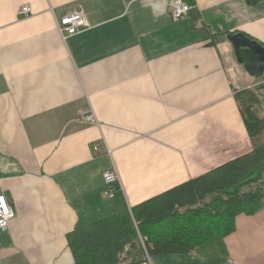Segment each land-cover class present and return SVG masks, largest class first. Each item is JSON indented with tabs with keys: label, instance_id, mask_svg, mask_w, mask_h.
I'll return each instance as SVG.
<instances>
[{
	"label": "crops",
	"instance_id": "0c3cea01",
	"mask_svg": "<svg viewBox=\"0 0 264 264\" xmlns=\"http://www.w3.org/2000/svg\"><path fill=\"white\" fill-rule=\"evenodd\" d=\"M171 1L0 0V196L15 213L0 264H74L69 233L251 151L235 95L253 79L220 39L264 46V1L183 0L178 22ZM74 12L89 28L62 41L56 20ZM110 167L120 187L105 199ZM152 261L264 264V200L219 241Z\"/></svg>",
	"mask_w": 264,
	"mask_h": 264
},
{
	"label": "trees",
	"instance_id": "16d2710c",
	"mask_svg": "<svg viewBox=\"0 0 264 264\" xmlns=\"http://www.w3.org/2000/svg\"><path fill=\"white\" fill-rule=\"evenodd\" d=\"M262 1L246 0V3L251 7ZM235 97L251 151L130 211L69 233L67 240L74 264H137L140 253L137 232L147 239L152 257L188 255L230 235L237 216L253 215L261 209L264 85Z\"/></svg>",
	"mask_w": 264,
	"mask_h": 264
},
{
	"label": "built area",
	"instance_id": "2783aa9c",
	"mask_svg": "<svg viewBox=\"0 0 264 264\" xmlns=\"http://www.w3.org/2000/svg\"><path fill=\"white\" fill-rule=\"evenodd\" d=\"M192 9V6L185 3L183 0H172L169 4L170 17L172 21L178 22L184 19L187 13ZM30 14L29 7H22L19 15L27 17ZM57 32L62 41H65L67 37L77 35L79 32L89 28V23L86 16L80 12H74L66 15L60 20H56ZM257 86L264 85V76L257 83ZM81 120L89 125L98 126L96 117L92 112L85 114L81 117ZM106 154H110V151L105 147ZM93 151H98V145L93 146ZM102 180L104 190L102 193L103 198L113 199L115 191L120 187V180L117 171L114 167L106 169L102 173ZM15 218V213L12 207L7 203L3 195L0 196V232L7 231L8 224ZM138 242L140 245V253L137 264H153L152 256L149 252V245L147 239L142 237L138 232ZM228 264H232L231 261Z\"/></svg>",
	"mask_w": 264,
	"mask_h": 264
},
{
	"label": "water",
	"instance_id": "95a60500",
	"mask_svg": "<svg viewBox=\"0 0 264 264\" xmlns=\"http://www.w3.org/2000/svg\"><path fill=\"white\" fill-rule=\"evenodd\" d=\"M225 39L232 48L234 61L243 72L251 79H262L264 76V46L241 33L227 35Z\"/></svg>",
	"mask_w": 264,
	"mask_h": 264
},
{
	"label": "rangeland",
	"instance_id": "374dc122",
	"mask_svg": "<svg viewBox=\"0 0 264 264\" xmlns=\"http://www.w3.org/2000/svg\"><path fill=\"white\" fill-rule=\"evenodd\" d=\"M257 83H258V81L253 79V84L251 86L247 87V90L248 91H253V90L257 89V85H258ZM137 245H138V248L140 249V245H139V242H138V234H137Z\"/></svg>",
	"mask_w": 264,
	"mask_h": 264
}]
</instances>
